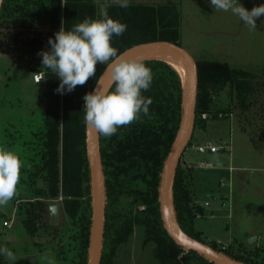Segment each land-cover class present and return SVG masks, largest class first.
Instances as JSON below:
<instances>
[{"label": "trees", "instance_id": "16d2710c", "mask_svg": "<svg viewBox=\"0 0 264 264\" xmlns=\"http://www.w3.org/2000/svg\"><path fill=\"white\" fill-rule=\"evenodd\" d=\"M102 12L127 26L123 35L112 38L118 54L134 45L155 40L181 45L182 13L173 1L129 3L127 8L109 2L101 11L95 0H3L0 14V50L10 55L14 65L27 66L33 75L43 73L41 82L46 101L45 129L40 140L42 149L33 154L28 166L22 169L29 173L28 179L23 181L31 197L24 203H21L23 198H16V214L27 231L35 235L46 230L49 207L62 196L58 202L60 212L70 219L75 231L72 236L77 243L75 257L69 264L88 263L93 213L83 97L93 91L106 64L98 62L95 76L83 86L59 94L56 89L61 81L50 69L42 68V57L38 53L50 50L49 38H54L61 29L62 21L65 30H71L85 18H100ZM139 61L153 73L151 87L142 93L152 100L149 115H142L139 121L120 127L110 138L99 135L106 196L101 264H115L118 246L128 240L136 225L143 226L146 238L156 243L154 253L161 264H217L192 248L178 245L163 224L162 173L183 115L184 80L178 68L166 59L150 57ZM196 61L199 80L194 130L197 127L205 129L209 118H226L236 109L242 118L260 89L256 77L226 61ZM213 85L229 88L231 100L227 107H220L216 102L220 91L211 90ZM110 87L114 88V85ZM211 102L215 103L214 109ZM203 113H207L206 118L202 117ZM240 125L243 129L248 126L241 121ZM196 176L194 165L183 167L180 160L173 192L176 219L181 229L236 260L264 264V245L252 248L239 241L237 245L233 240L224 246L217 241L205 240L203 232L195 226V218L203 208L195 200ZM220 176L226 180L222 172ZM37 178L44 181L43 186L36 183ZM211 213L213 216L214 211ZM9 220L0 209V225ZM0 264L10 262L0 255Z\"/></svg>", "mask_w": 264, "mask_h": 264}, {"label": "rangeland", "instance_id": "374dc122", "mask_svg": "<svg viewBox=\"0 0 264 264\" xmlns=\"http://www.w3.org/2000/svg\"><path fill=\"white\" fill-rule=\"evenodd\" d=\"M95 1L101 11L107 3L116 2ZM167 1L176 2L181 8V45L196 60H218L207 55L205 50L215 49L214 41L211 42L213 36L206 32L215 27L219 14L208 0H129V3ZM220 93L222 99L228 98L227 87ZM45 107L43 82H34L27 66L14 65L10 55L0 50V147L16 152L24 166H28L31 156L42 149ZM231 120L234 124L229 118H209L205 129L197 127L194 130L191 143L182 155V166L194 165L197 172L193 188L195 200L203 208L195 218V226L203 232L207 242L217 241L227 246L235 240L237 245L239 241L251 244L252 248L262 247L252 242L256 234L264 236V135L239 130L240 121L250 127L246 119L232 117ZM208 142L230 146L217 153L199 152L197 146ZM221 172L226 180L219 177ZM28 175L27 170H22L16 197L23 198L21 203L31 197L23 181ZM36 181L39 186L44 185L41 178ZM16 198L0 207L10 219L9 227L4 222L0 225L1 247H7L15 255L14 260H8L10 264H49V260L54 264H69L75 257L77 243L68 216L63 212L56 217L50 214L46 230L31 235L16 214ZM211 211H214L213 216ZM155 246L154 241L146 238L144 227L136 225L128 240L118 246L114 263L161 264L155 256Z\"/></svg>", "mask_w": 264, "mask_h": 264}, {"label": "clouds", "instance_id": "9594fccd", "mask_svg": "<svg viewBox=\"0 0 264 264\" xmlns=\"http://www.w3.org/2000/svg\"><path fill=\"white\" fill-rule=\"evenodd\" d=\"M216 11L231 12L249 26L257 28V20L264 17V5L245 8L239 0H208ZM122 7H129V0H116ZM127 26L102 12L98 19L85 18L71 30L61 29L49 38L50 50L38 53L42 57V68L50 69L61 81L56 91L59 94L72 92L94 77L97 64H106L104 73L110 77L114 88L97 87L87 93L83 111L85 126L99 135L110 138L120 127L128 126L149 115L151 98L142 93L153 81V73L144 62L123 59L112 44L113 36H121ZM103 76V75H102ZM24 162L13 150L0 147V207H5L18 195ZM0 255L14 260V253L0 247ZM49 264H54L49 260Z\"/></svg>", "mask_w": 264, "mask_h": 264}, {"label": "water", "instance_id": "95a60500", "mask_svg": "<svg viewBox=\"0 0 264 264\" xmlns=\"http://www.w3.org/2000/svg\"><path fill=\"white\" fill-rule=\"evenodd\" d=\"M3 5V0H0V14ZM159 51L169 52L177 55L186 62L187 81L184 82V99H183V115L179 130L171 146L167 156L165 166L162 173L161 188H160V204L163 224L173 238L180 246L192 248L202 254L205 258L217 264H247L236 260L222 251H219L212 246L199 241L187 235L179 226L176 219V211L174 207V179L177 169L185 149L193 135L195 126V109L196 99L198 94V68L197 61L191 53L182 45L168 40H155L141 43L127 48L120 54L121 58L127 60H142L150 57H141L147 53H155ZM154 57V56H153ZM107 67V66H106ZM106 69V68H105ZM105 69L99 76V87L109 89L111 80ZM103 75V76H102ZM183 76V75H182ZM184 80V78H183ZM97 87L95 84L94 89ZM223 86H211L214 92L221 91ZM212 109L215 108V103L211 102ZM87 154L91 170V196H92V226L90 232V244L88 251V264H101L104 239H105V180L101 160L100 137L95 131L87 128ZM50 214L52 216L59 215V203L55 202L50 205Z\"/></svg>", "mask_w": 264, "mask_h": 264}, {"label": "crops", "instance_id": "0c3cea01", "mask_svg": "<svg viewBox=\"0 0 264 264\" xmlns=\"http://www.w3.org/2000/svg\"><path fill=\"white\" fill-rule=\"evenodd\" d=\"M239 3L248 10H251L255 6L264 5V0H239ZM217 12H219V14L216 17L215 27L206 32L213 36L211 42L214 41L215 49L205 50L207 55H212L214 57L213 59L226 61L233 67L249 71L256 77L255 80L260 82V89L257 91L256 95H254L256 97L255 102L243 113L244 115H242L241 118L248 120L250 127L247 126L246 129H243L239 124L238 129L246 134L256 133L264 135V17L257 20V28L253 30L232 13L223 14V11ZM230 100L229 88L228 98L222 99L221 93L217 94L216 102L222 105L223 108L230 104ZM238 113L236 109L226 118H229L231 123L234 124L231 119L232 117L239 118ZM221 146H225L224 150H228L230 144ZM217 158L219 160L222 159L219 155H217ZM59 213H61L60 204ZM252 243H255L254 246H256V244L257 246L264 245V236L256 234V239Z\"/></svg>", "mask_w": 264, "mask_h": 264}, {"label": "bare ground", "instance_id": "6f19581e", "mask_svg": "<svg viewBox=\"0 0 264 264\" xmlns=\"http://www.w3.org/2000/svg\"><path fill=\"white\" fill-rule=\"evenodd\" d=\"M157 57V58H163L171 62L173 65H175L178 70L181 72L183 75L182 77L184 78V82L187 81V71H186V62L184 59L178 57L175 54L169 53V52H164V51H159L155 53H147L142 55L141 57ZM175 68V67H174ZM177 70V69H176Z\"/></svg>", "mask_w": 264, "mask_h": 264}, {"label": "built area", "instance_id": "2783aa9c", "mask_svg": "<svg viewBox=\"0 0 264 264\" xmlns=\"http://www.w3.org/2000/svg\"><path fill=\"white\" fill-rule=\"evenodd\" d=\"M42 79H43V73L42 72L34 73V75H33L34 82L39 83V82L42 81ZM202 117L206 118L207 117V113H203ZM224 147L223 146H219V145H215V144L210 143V142L208 144H202V145H198L197 146L199 152H206V151L217 152L219 149L224 148ZM61 200H62V196H60L57 199V201H61ZM4 224L9 226L10 222L9 221H5Z\"/></svg>", "mask_w": 264, "mask_h": 264}]
</instances>
